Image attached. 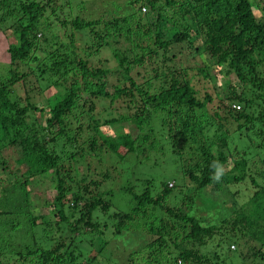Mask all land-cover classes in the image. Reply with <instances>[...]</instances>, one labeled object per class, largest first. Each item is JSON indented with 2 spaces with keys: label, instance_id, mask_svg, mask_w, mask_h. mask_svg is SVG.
I'll return each instance as SVG.
<instances>
[{
  "label": "trees",
  "instance_id": "1",
  "mask_svg": "<svg viewBox=\"0 0 264 264\" xmlns=\"http://www.w3.org/2000/svg\"><path fill=\"white\" fill-rule=\"evenodd\" d=\"M84 3L0 0V30L12 36L0 76V219H21L30 235L9 256L19 264H264V0H125L123 14L93 20L72 15ZM103 51L114 67L93 63ZM217 67L234 80L221 96L200 82L211 83ZM161 164L179 173L180 190L125 178L127 210L114 209L112 184L134 165ZM34 178L52 193V222L29 211ZM245 180L254 191L242 206L226 194L216 222L192 214L206 191ZM11 222L1 225L3 245L17 229Z\"/></svg>",
  "mask_w": 264,
  "mask_h": 264
},
{
  "label": "rangeland",
  "instance_id": "2",
  "mask_svg": "<svg viewBox=\"0 0 264 264\" xmlns=\"http://www.w3.org/2000/svg\"><path fill=\"white\" fill-rule=\"evenodd\" d=\"M79 0H70L71 3H73V5H77ZM59 2H57L58 5ZM82 6V7H81ZM79 8H75V10H72V15L74 14H78L81 16H84L85 18L89 19V20H93L94 18H96L99 15H105V17H112V15L114 14V12L116 13H120L123 14L124 10L126 9L125 7V0H85V3L83 5H78ZM81 8V9H80ZM7 35V36H6ZM5 37H9V38H5ZM12 36H10L9 31H6L3 33V29L0 30V76L3 75L5 69H7V64H8V60L6 59V47H7V43L11 42L12 39H10ZM6 53V54H5ZM99 60H106L105 62H103V65L106 68H112L114 67L115 62L113 61V59L111 58V56L109 55L108 51H103L100 52L97 56L93 57L92 61L95 65H97V59ZM219 71H223V69L221 67H217V68H212V72L210 73V81L211 83H206L204 81H202V79L200 80L202 88L203 89H207V90H213L215 91L218 90L220 91V96L224 94V88L226 87V85H228L230 82L232 83L234 80L231 76L226 77L225 75H223L222 73H218ZM112 82H114L112 80ZM197 89H199L201 91V86L200 83L197 85ZM52 92L51 90L48 91H44L43 95L41 98H39L38 100V105L40 106H45L46 105V100L50 99V97L52 96ZM100 106L98 105V108ZM208 109L212 108L211 104L207 105ZM234 128L236 127V124L232 125ZM119 128L114 129L112 132L114 131H119ZM108 131H110V129H108ZM236 143H238L239 147L242 145V140L240 139H236L235 140ZM244 146H247V156H253L255 154V150L252 148V146L249 143H246ZM259 155L262 156V159L264 160V145L262 146V148L259 150ZM126 165V164H124ZM122 166V165H121ZM229 164H227L226 166H224V170L227 171L229 169ZM79 171L81 172V169H79ZM114 173V172H113ZM133 173V174H132ZM78 175V174H77ZM125 175V174H124ZM123 175V176H124ZM128 176H122L123 178H121V180L118 182L116 181L115 185L112 184V189H113V194H112V201L118 203V208H114L118 211H126L127 210V197L125 195H123V193L120 191V188H122V181L125 178H130L133 180L134 179H146L147 177H150L153 179L154 183H157L160 180L166 181L168 183H173L174 184V189L173 192H177L178 190H180V187L182 186V179L179 175V173H177L172 166H165L164 164H161L160 168H147L145 169L142 165H134L132 168H130V171L127 174ZM34 181H32V185L29 187L30 189V195H29V205H30V209L29 211L31 212L32 216H37V215H44L46 216L47 220H51V222L53 221L52 219L54 218V220H56L55 217L51 216V213H49V201L51 199V194L50 192H48L46 184L43 181H40L36 178L33 179ZM99 180V179H98ZM257 183H259V180H256ZM46 188V189H45ZM107 188V185H104V189ZM140 188L138 185H136L135 190L138 191ZM190 189L186 188L183 190L184 194H186L187 192H189ZM254 191V189L252 188L251 184L248 182V180L243 181L242 183H238V184H231L228 185L225 189H219V190H213V191H206L205 194L203 195V197L201 198H196L194 200L193 206H192V214H194V216L198 217V218H202L205 219L209 222H216L217 219L222 215H225V211L223 208H220L221 206V201H219V198L222 200V206L225 207V209H227L229 207V203L230 201H227L224 205H223V201H224V197H226V194L230 197H232V199L235 201V203L237 204V206H242L243 204H245L248 200V198L251 196L252 192ZM199 196H201L200 194H198ZM226 199L228 200V197H226ZM43 201H46L47 203L45 204V206L41 205V203ZM221 206V207H222ZM23 209H27L23 206ZM8 221H4L2 219H0V229H2L1 225L2 224H10L8 223L9 221H12L11 224H16L17 229L13 230L12 232H10L7 236V234H5L6 236V240L10 241V243L3 245L0 243V261L3 262H8V264L12 263V264H19L21 263L20 261H18V257L16 256L15 253H13V255L9 256V251H17L20 249L16 243H27L29 242V238L30 235L29 233L25 232V229L23 228V223L21 219H18L17 222H19V226L17 225L16 220L13 217H10L7 219ZM22 226V227H21ZM1 233V232H0ZM35 237H38L37 232H35ZM17 246V247H16ZM234 247H229L230 251H234L235 248ZM213 246L211 247H207L204 251L209 253L213 250ZM221 252L225 253L226 249H225V245L222 246ZM225 249V250H224ZM233 249V250H232ZM246 249H244L245 251ZM216 252V249L214 250ZM15 252V251H14ZM248 253V252H245ZM91 255H93V253H90ZM227 254L228 258L231 255V253H225ZM9 257L11 259H9ZM208 258L210 259L211 256H208ZM233 258V256H232ZM230 259V258H229ZM103 261V260H102ZM27 264V263H26ZM217 264H219V262H217ZM222 264H242L240 263L238 260L236 261L235 259H232V261L229 260H224V262ZM245 264H248V262H246Z\"/></svg>",
  "mask_w": 264,
  "mask_h": 264
},
{
  "label": "built area",
  "instance_id": "3",
  "mask_svg": "<svg viewBox=\"0 0 264 264\" xmlns=\"http://www.w3.org/2000/svg\"><path fill=\"white\" fill-rule=\"evenodd\" d=\"M235 109L237 110V109H238V107H235Z\"/></svg>",
  "mask_w": 264,
  "mask_h": 264
}]
</instances>
